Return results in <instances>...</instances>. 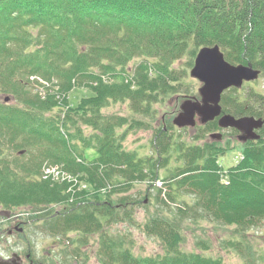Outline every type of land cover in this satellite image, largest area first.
<instances>
[{"label":"trees","instance_id":"16d2710c","mask_svg":"<svg viewBox=\"0 0 264 264\" xmlns=\"http://www.w3.org/2000/svg\"><path fill=\"white\" fill-rule=\"evenodd\" d=\"M190 43L198 48L218 44L231 63H251L264 75V0H0V206L7 212L22 205L43 210L45 205L66 200L65 184L37 178L45 161L61 163L96 190L113 187L89 195L76 191L78 203L66 211L43 210L31 217L44 223L42 228L50 235L72 245L75 240L70 232H80L86 241L100 234L102 264H223L221 258L178 251L173 243L175 221L164 216L138 224L144 234L161 240L167 248L157 257L136 256L128 236L110 229L116 223L136 224L134 207L144 203V198L122 193L129 192L134 181L158 178L159 169L170 166L178 149L185 166L168 171L180 177L179 187L186 193L196 190V212L202 209L214 220L241 229L264 216L263 137L242 146L247 156L240 172L232 174L229 186H222L216 174L222 156L220 142L219 147L210 142L188 147L162 128L164 132L155 140V156L140 157L123 147L124 137L119 135V128L130 120L103 112L113 104L128 102L135 116L130 128L144 125L139 115L153 117V105L172 94L171 81L181 78L170 68ZM135 57L145 62L137 66V85L132 88L119 75ZM149 64L156 68L154 77ZM95 69L112 73L118 80L90 84L93 98L77 103L63 120L55 110L59 107L56 100L42 99L28 85L32 74L47 79L55 76L63 91L69 92L73 77L97 75ZM118 69L120 74L113 73ZM3 96L13 103H4ZM221 104L224 113L264 118L261 95L252 93L241 101L225 93ZM60 119L71 137L79 140L80 151L62 138ZM145 128L153 125L148 122ZM208 128L215 131L217 124ZM204 133L196 136L204 138ZM95 147L99 156L87 161L85 149ZM34 150L40 154L36 156ZM21 151L32 152V158L23 159ZM188 151L192 156L187 159ZM74 152L85 162H78ZM73 254L81 259L79 247Z\"/></svg>","mask_w":264,"mask_h":264},{"label":"rangeland","instance_id":"374dc122","mask_svg":"<svg viewBox=\"0 0 264 264\" xmlns=\"http://www.w3.org/2000/svg\"><path fill=\"white\" fill-rule=\"evenodd\" d=\"M189 53L190 52L187 51L181 59H178L175 63H173L170 70H174V75L176 77L181 76V78L177 81L178 85L181 84L180 90L191 98L193 96H198V89L202 86V83L193 77L191 78L189 75V72L191 71L190 69H192L194 65L197 52L194 54L192 52L190 55ZM143 60L144 59L140 57L133 58L128 62L125 67L126 71L123 73L128 74V72L132 73L136 71L137 66L145 62V60ZM152 70H154V68ZM97 71L98 70L94 72L96 73ZM113 73H120V69ZM110 75H112V73H110ZM124 77H130L129 79L132 78L130 75H124ZM259 78L261 79L258 81ZM259 78L244 84L243 86L245 88L242 87V89H239L237 93L232 92L227 95H238V97L243 98L246 93L248 97L253 89L254 91H258L263 94L264 97L263 73L259 76ZM58 85L60 87L57 89L54 88L56 89L55 91L51 90V95L49 92L47 95L43 93L40 95L44 100H48L50 98L55 99L59 105V107H55V110L60 111V107L64 109H73L76 107L77 103L88 100L92 97V92L86 87H73L67 93L63 91L60 83H58ZM59 94H62L63 98L65 95V102L64 100L61 101V99L58 98ZM67 96H69L68 99ZM247 97L243 101H247ZM164 98L165 99H161L159 104L157 103L153 105L155 112L153 117L144 115H139L141 117L136 116L141 119L140 123H145L141 127L130 128V121L135 116L130 113L132 109L128 102L113 104L104 109L103 112L106 114L124 115L130 120L118 130L119 133L125 134L123 136V147L127 150L135 151L140 157L155 156V140L153 139L155 134L158 132L156 130H162V128L167 130L170 134H173L172 136L175 141L178 143H185L189 145V147L194 145L203 146L206 142H208L203 140L205 137L209 140V134L212 131L207 133L210 130L208 127L207 129H203L205 131V137L203 139L196 136L198 133L202 134L203 130L199 128H197V130L188 129L187 131L180 132V129L175 127L173 124V119L177 116V110L175 109V104H177L176 96L174 94H168ZM183 102L184 101H180L178 104ZM148 122L153 125V128H145ZM58 126L61 128H59L60 130H67L66 128L62 129L63 126L61 119ZM223 134L224 136L226 135L227 138L233 140V144H235L238 140L235 133H229L228 135L225 131ZM226 144V138L221 139L220 145L227 146ZM232 147H234V149H231L226 155L228 159H230L234 153L239 151L240 146L239 144H236ZM90 150L92 149H85L87 157L92 159L96 154L93 152L95 155H90L88 153ZM28 153L32 156V152ZM223 159L224 156H221L217 160L218 166L224 162ZM178 164V161L172 159L170 166L161 167L159 169L160 178L158 177L153 181L154 186L151 187L149 191V184L146 180H142L138 182V185L133 186L129 192L122 193V195H131L136 199L147 196V199H145V204L142 203L134 207V220L136 224H131L130 226L127 223H116L110 227L111 231L127 235L128 239L131 240L130 245H132V250L136 256L145 258L161 256L167 251L163 242L154 236H147L138 227V224H143L149 217L152 218L153 216L160 215L166 217L170 221H175L174 223L177 228L173 229L176 231L177 237L174 239L173 243L177 244L178 251L183 254L189 255L191 253H197L208 257L218 259L221 258L223 264H264V216L259 221L250 223L252 226H245L244 229H241L237 224H226L224 222L214 220L209 213L205 212L201 208V210L197 212L196 208L191 209L192 214L189 216L182 215L181 209L184 206L183 201L186 200L188 202H192L196 199L194 197L195 195H192V192L187 194L181 192L182 195L178 197L176 195L179 193L176 189L170 187L172 193L166 195L164 201H162L161 197H163L164 194L169 193L167 192L168 188L166 186L169 182L168 179L173 178V174L168 171V168L173 169ZM148 180L150 181V179ZM161 187H163L162 193L160 192ZM193 192L195 194L197 193L196 190ZM65 193L68 196L73 195V192ZM115 197H117V195ZM195 205L196 204H194V206ZM38 210L39 209L29 207L27 205L20 206V211L25 212L23 214ZM6 215L8 214L4 207L0 206V244L6 246V249H4L1 248L0 245V261L8 255L11 256L12 253H14L13 250H18L19 248H16V246H19V241L23 240L13 229V227L19 223L17 218L6 220ZM9 215L11 218L17 215L22 218V215L20 213H15V211ZM43 224L44 223L36 222L25 226L27 234L31 235L29 236V239L32 241L33 246L35 245L32 248V253L35 258L42 261L44 264H102L98 254L100 234L88 236V242L84 240V236L80 232H70V238H74L75 241L72 245H69L68 243L66 244L63 239L54 237L45 230H42L41 227ZM12 230L14 233H11ZM9 234L11 236H9ZM78 239H80V242ZM77 247H79L82 252L81 259L77 258L73 254ZM6 250H9L11 253L9 251L5 252Z\"/></svg>","mask_w":264,"mask_h":264},{"label":"bare ground","instance_id":"6f19581e","mask_svg":"<svg viewBox=\"0 0 264 264\" xmlns=\"http://www.w3.org/2000/svg\"><path fill=\"white\" fill-rule=\"evenodd\" d=\"M219 46V50H220V52L221 53H223L224 54V57H225V53L223 52V50H222V48L220 47V45H218V44H215V45H212V46H202V47H197L195 44H193V43H190V45H189V49H188V52H190L189 53V55L193 52V54H194V52L196 53L197 52V55L199 54V52H200V50L203 48V47H214V46ZM197 57V56H196ZM195 60H196V58H195ZM225 60L226 61H228L229 63H231L229 60H227V58L225 57ZM231 64H233V65H240V64H234V63H231ZM150 65V69H151V72H153L152 73V75L151 76H155V75H157V71H156V68L154 67V71L152 70L153 69V66L151 65V64H149ZM194 65H195V62H194ZM194 65H193V67H194ZM250 65H252L251 63H250ZM253 66V68H254V65H252ZM193 67H192V69H193ZM192 69H190V70H192ZM259 71H260V74H259V76H261V74L263 73V71L262 70H260L259 69ZM120 74V73H119ZM132 78L131 79H129L128 77H124V75H122V74H120L119 76H121L122 78H124V82L125 83H127V84H129V85H131L132 86V88H136V85H137V82L135 81V73H128ZM98 75V76H97ZM97 75L96 74H94V75H91V76H84V77H79V76H75V77H73L72 79H71V83H72V88L73 87H80V88H82V87H86V88H88V90H90V88H89V85L91 84V85H95V84H97V83H99L100 81L101 82H103V83H105V84H111V83H113V82H115V81H117L118 80V78H116L117 76H115V75H110V74H108V73H104V72H100V73H97ZM189 75H190V77L192 78H195V79H197L200 83H202V86L198 89V92H199V94H198V96H193V97H191V98H189V96L187 95V94H185V93H183L180 89H181V84H179L178 85V83H177V81L178 80H172L171 81V84H172V86L174 87V90H173V92H171L172 94H174L175 96H176V100H177V104H175V109L177 110V116L180 114V112L182 111V105L186 102V101H189V100H191V101H195V102H202V96H201V92H200V90H201V88L203 87V85H204V83L199 79V78H197V77H195V76H192V74H191V71L189 72ZM53 78L54 79H56V80H58L59 81V79L57 78V77H55V76H53ZM78 78H82L83 79V81L82 82H80L79 81V79ZM259 78V77H258ZM257 78V79H258ZM257 79H255V80H257ZM261 78H259L258 79V81L260 80ZM58 81H56V89L57 88H59L60 86L58 85V83H60V82H58ZM253 80H251V81H247V80H243V83H242V85L241 86H239V87H235V86H231V87H229V88H227V89H225L223 92H222V94H221V100H220V106H221V115L220 116H218V117H216L215 119H213V120H209L208 122H202V118H201V116L200 115H196L195 116V125H193V126H178L177 124H175L174 123V120H175V118L177 117H175L174 119H173V124H174V126L175 127H178L179 129H180V132H183V131H187L188 129H196L197 130V128H199V129H201V130H203V129H207V127H209V125L211 124V123H215V124H217V129L215 130V131H212L209 135H210V137H209V140H208V138L207 137H205L204 139L203 138H201V139H203L205 142L206 141H208V142H210L211 144H213V145H215L216 147H219V141H221V139H224V138H226V141H227V145H229L230 147L228 148V146H221L220 145V151H222V156H224V159H223V161L225 162H222V164H220L219 165V168H218V170L216 171L217 173V178H218V182L223 186H229L230 184H231V181H232V179H231V176H232V174L233 173H235V172H240V166H241V164H242V162H243V160L246 158V156H247V152L244 150V149H242V146L245 144V140H243V139H241L240 138V130H238L235 126H228V127H223L222 125H220V122H219V120H220V117H222L223 115H225V114H227V113H224L223 112V108H222V99H223V95L225 94V93H227V94H229V93H232V92H236L237 93V91L239 90V89H242V87L243 88H245L243 85L244 84H247V83H249V82H252ZM55 89V90H56ZM59 92V91H58ZM60 93V92H59ZM68 93V92H67ZM252 93H254V94H256V95H261V96H263V94H261L260 92H258V91H254L253 89L251 90V93L250 94H252ZM93 95V94H92ZM235 97H238V95H234ZM68 97L69 96H67V99H68ZM246 97H247V95H246V93H245V95L243 96V98H241V97H238L241 101H243V100H245L246 99ZM93 97H91V99H92ZM59 99H61V101L63 100V96H62V94H59ZM180 101H184L183 103H181V104H178ZM71 110V109H70ZM70 110H67V111H64L63 113H61V116L62 117H66L67 116V113L70 111ZM130 113L133 115V113L130 111ZM230 114V113H229ZM116 115H119V114H116ZM231 115H233V114H231ZM119 116H124V115H119ZM235 118H244V117H246V115H242V116H239V117H237L236 115H233ZM125 117V116H124ZM165 130V129H164ZM196 130H194V131H196ZM161 131V132H160ZM160 131H158L156 134H155V136H154V139L153 140H156L157 139V135H159V134H161L162 132H164L163 130H160ZM167 131V130H166ZM227 132L228 133V135H229V133L231 134V133H235L236 134V136H237V138H238V140H237V142L235 143V144H233L232 142H233V140H231V139H229V138H227L226 137V135L224 136V132ZM87 134H89L90 132H89V130L87 129ZM210 132V130L207 132V133H209ZM61 133V136H62V138L63 139H65L66 140V142H67V144H68V146L70 147V148H72L73 147V145L74 146H76L77 147V149L80 151L81 150V145H80V143H79V140H75V139H73L72 137H71V135H70V133L67 131V130H65V131H63V132H60ZM91 133H92V131H91ZM91 133H90V135H91ZM256 134H257V136H259L260 138H264V127H260V128H257L256 129ZM90 135L87 137V138H89L90 137ZM119 135H121V137L122 136H124L125 134H121V133H119ZM258 137V138H259ZM258 138H253V140L256 142V140L258 139ZM205 139H207V140H205ZM228 139H229V141H228ZM92 141H94V138H92ZM119 141H121V139H119ZM204 142V143H205ZM233 144V145H232ZM236 144H239V151H237L236 153H234L233 155H232V157L230 158V159H228L227 158V154L229 153V151L231 150V149H234V147H232V146H234V145H236ZM186 146H188L189 147V145H187L186 144ZM195 146V145H194ZM125 148V147H124ZM92 150H90L88 153L90 154V155H95V157L94 158H88L87 157V155H86V151H84V153H83V155H84V157H85V159L87 160V161H91V160H93V159H95L96 157H98L99 156V150H98V148L97 147H95V148H91ZM126 149V148H125ZM155 149V148H154ZM127 150V149H126ZM128 151H130V150H128ZM93 152H95V154H93ZM135 152V151H134ZM33 153L36 155V156H38L39 154H40V152H38L37 150H34L33 151ZM74 154H75V157H76V160L78 161V162H85V161H83V157L82 156H79L78 154H76L75 152H74ZM180 154H181V152L179 151V149L177 150V152L176 153H174V154H172V156H171V159H175L176 161H178L179 162V164L178 165H176L175 167H183V166H185V160L183 159V158H181L180 157ZM190 156H192V153L191 152H186V157H187V159L188 158H190ZM30 157V158H29ZM87 157V158H86ZM221 157V156H220ZM219 157V158H220ZM225 157H226V159H225ZM22 158H25L26 160H28V159H31L32 158V156L28 153V152H26V151H22ZM188 161V160H187ZM222 169V170H221ZM199 172H201V171H199ZM42 174H46L47 175V177H42ZM37 178L38 179H40V180H48V181H51L53 184H55V183H58V184H65L66 186H67V189H66V191L65 192H68V193H71V192H73V195L72 196H67V200L65 201V202H58V203H52L50 206H47V205H45L44 206V208H43V210L45 211H43L42 210V213L44 212V213H56V212H59V213H62V212H64V211H66V209H67V207H70L71 205H73V204H75V203H78V200H79V198L77 197V194L75 193L76 191H79V192H83V191H85V193H87L88 195L89 194H92V193H95L96 191H98V192H101V193H104V192H107L108 191V189H109V191L112 189V187L113 186H111V185H108L107 187H104V188H102V189H95L91 184H89L88 183V181H86L85 179H83L79 174H75V173H72V172H70L69 170H67L66 168H65V166L63 165V164H61V163H56V162H50V161H45L44 163H43V165H42V168H41V173L37 176ZM159 178H160V176H159ZM179 178L180 177H174L173 176V178H170V179H168L169 180V182H168V184L166 185L167 186V188H168V191L167 192H169V193H166V194H164L163 195V197H161L162 198V201H164V199H165V196L166 195H169V194H171L172 192H171V188H174V189H176V191L179 193V194H177L176 196H180V195H182V193L181 192H183V193H185V194H187L186 192H185V190L184 189H182L181 187H179ZM157 179V178H156ZM156 179H154V180H156ZM154 180H148V179H146V182L149 184V187H148V191L150 190V188L151 187H153L154 185H153V181ZM121 184V183H120ZM119 184V185H120ZM135 185H138V182L137 181H134V186ZM171 187V188H170ZM108 188V189H107ZM178 188V189H177ZM162 189H163V187H161V189H160V192L162 193ZM75 194V195H74ZM192 195H195L194 197L196 198L195 200H193L192 202H188V201H183L184 202V206L182 207V209H181V212L182 213H191V209H193V208H195L194 207V204H196V202H197V200H198V194L196 193H192ZM147 196H145V197H142V198H144V204H145V199H147L146 198ZM142 198H140V199H142ZM177 209V208H176ZM12 211H20V207H17V208H14Z\"/></svg>","mask_w":264,"mask_h":264},{"label":"water","instance_id":"95a60500","mask_svg":"<svg viewBox=\"0 0 264 264\" xmlns=\"http://www.w3.org/2000/svg\"><path fill=\"white\" fill-rule=\"evenodd\" d=\"M192 76L199 78L203 83L201 88L202 102L186 101L182 105V111L175 118L178 126L195 125V116L200 115L202 122H208L221 115V94L231 87H239L243 80L251 81L259 77L260 71L252 65H233L225 60L219 46L203 47L196 57L195 65L191 70ZM220 125L223 127L235 126L243 135L241 139L248 140L258 138L255 129L264 124L263 119L255 117L235 118L231 114L220 117Z\"/></svg>","mask_w":264,"mask_h":264},{"label":"flooded vegetation","instance_id":"af4514ba","mask_svg":"<svg viewBox=\"0 0 264 264\" xmlns=\"http://www.w3.org/2000/svg\"><path fill=\"white\" fill-rule=\"evenodd\" d=\"M13 232V231H12ZM11 232V233H12ZM10 252V251H9ZM11 253V252H10ZM29 254H26L25 257H27ZM3 259H6L3 260ZM1 261H0V264H17V262L20 260L17 256H16V253H12V255H8L6 258H3ZM22 260L24 261V259L22 258ZM23 264V262H22ZM31 264H34L32 261H31Z\"/></svg>","mask_w":264,"mask_h":264}]
</instances>
